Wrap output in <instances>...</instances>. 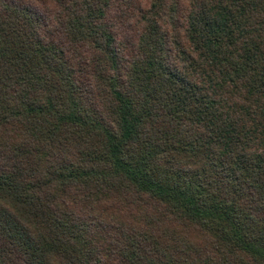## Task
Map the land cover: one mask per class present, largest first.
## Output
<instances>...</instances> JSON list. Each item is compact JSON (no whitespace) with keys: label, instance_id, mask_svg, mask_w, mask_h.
<instances>
[{"label":"trees","instance_id":"1","mask_svg":"<svg viewBox=\"0 0 264 264\" xmlns=\"http://www.w3.org/2000/svg\"><path fill=\"white\" fill-rule=\"evenodd\" d=\"M0 264H264V0H0Z\"/></svg>","mask_w":264,"mask_h":264}]
</instances>
